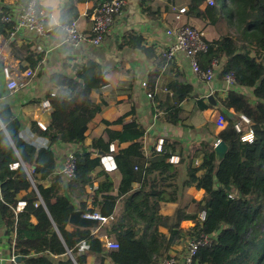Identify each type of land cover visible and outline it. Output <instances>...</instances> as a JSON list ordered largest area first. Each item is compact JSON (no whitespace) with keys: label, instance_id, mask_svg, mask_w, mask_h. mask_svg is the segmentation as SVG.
<instances>
[{"label":"trees","instance_id":"16d2710c","mask_svg":"<svg viewBox=\"0 0 264 264\" xmlns=\"http://www.w3.org/2000/svg\"><path fill=\"white\" fill-rule=\"evenodd\" d=\"M79 1L82 0H68L66 4L70 22L78 17L75 4ZM94 1L103 4L112 0ZM145 1L143 11L151 18H158L160 13L144 8ZM175 1L168 0L170 4L165 11ZM188 1L187 18L208 23L218 33L216 38L208 39L201 29L187 24L203 34L208 46L207 52L200 53L201 57L198 55L202 67L207 69L214 58L224 59L221 76L230 74L237 85L252 90L251 97L230 91L221 102L226 127L216 140L228 146L221 161L216 157L215 142L193 144L177 165L167 161L176 154L174 143L166 150L164 145L161 153L154 152L152 157H147L139 141L145 129L133 120L125 123L122 131L107 129L105 138L93 139L90 147L75 153V177L65 194L62 178L55 176L52 147L86 142L90 124L102 111L91 95L104 87L105 73L99 64L89 61L73 67L71 75L57 76L59 91L51 98L50 124L46 131L33 126L35 132L50 141L51 147L37 149L21 137L22 125L4 102L9 91L0 67V214L16 234L15 252L25 258L24 264H86L89 255L109 259L113 264H161L171 258L169 253L174 246L202 236L208 237L209 243L200 247L192 264H264V0H213L214 6L206 8L202 6L207 0ZM28 3L29 0H19L25 8ZM9 12L7 6H0V37L9 38L15 32L16 21L5 20ZM126 36L127 45L145 50L142 35L131 32ZM43 54L33 52L30 58L33 67L42 60ZM34 55L38 57L35 61ZM167 89L176 101L166 109L167 119L179 124L180 104L190 96L192 87L177 81ZM156 100H160L159 96ZM200 107V110L210 108L203 103ZM133 114L134 109L129 115ZM240 116L250 120L255 133L253 143L243 142L235 129ZM115 141L131 143L113 155L115 167L122 175L118 192L112 193V179L106 172H100L105 179L93 196L90 209L83 198L102 165V159L92 155L109 153V146ZM14 163H19L16 171L11 169ZM26 164L34 167L35 174L29 175ZM46 180L52 183L49 188L41 184ZM135 184L141 186L136 188ZM33 187L36 189L22 201L25 207L17 211L20 203L17 195ZM191 187L204 190L205 196L201 202L192 200L197 210L188 213L184 198ZM74 198L81 201L79 207ZM164 202L178 204L174 216L160 214ZM79 209L82 213L113 216L107 234L119 248L107 249L85 228L68 231L72 214ZM200 211L206 212L204 221L196 220ZM32 218H36V224ZM187 220L195 221L196 225L184 232L180 225ZM160 228H166L168 234Z\"/></svg>","mask_w":264,"mask_h":264},{"label":"crops","instance_id":"0c3cea01","mask_svg":"<svg viewBox=\"0 0 264 264\" xmlns=\"http://www.w3.org/2000/svg\"><path fill=\"white\" fill-rule=\"evenodd\" d=\"M67 2L68 0H41V7L48 18L45 36L40 37L33 32L15 28V32L9 38L0 37V67L3 68L7 88L8 81L4 73L5 68H9L19 81H22L20 89L11 91L8 88L9 96L4 102L10 106L22 125L21 137L37 149L51 147L50 141L35 132L34 127H38L37 130H42L38 125L39 122L44 123L47 127L50 124L52 114L51 98L59 91L56 85L57 76L61 74L71 75L73 67L86 64L89 61H95L105 73L104 87L101 91L93 92L91 95V100L101 106L102 111L90 124L86 142L83 145L56 144L52 147L56 159L55 176L62 178L65 194L69 192L70 179L63 174V168L68 157L82 151L85 147H90L93 139L105 138L107 129L122 131L125 123L136 120L145 129V133L139 141L143 144V152L147 157H152L154 152L158 153L156 146L163 139L165 150L170 144H175L176 154L174 155L181 160L182 155H186L193 144L214 143L218 140H216L217 135L223 128L217 126L216 120L219 116L225 118L222 113L221 102L226 99L230 91L248 97L252 96L251 89L239 85L228 86L224 77L221 76V72L218 73L217 78L211 84L193 75L191 60L184 53H177L170 60L164 57V53L172 45V38L167 35L168 30H176L189 23L201 29L208 39L218 36L216 29L209 26L208 23L205 24L197 19L187 18L189 12L188 0H176V4L171 5L168 12L165 11L170 4L168 0H146L144 8H149L152 13H160L161 15L158 18H151L143 11L142 3L144 0H127L126 7L117 15L104 43L99 47L89 43L71 45L65 42L63 27L70 22L71 15L66 9ZM99 5L94 0H82L75 4V11L78 14L76 21L82 31L91 32L92 23L89 14ZM0 6H7L10 9L9 16L16 23L25 9V6L19 4V0H0ZM206 6H208L207 2L202 8H206ZM182 8H187L188 12L177 19L176 15ZM57 19L58 23L56 22ZM131 32L143 36L144 43L142 46L145 47L144 51L126 44L125 41L128 39L126 35ZM39 47L43 49L44 54L42 60L36 67H33L30 58L33 56V52L39 54ZM37 55H34V61L37 60ZM199 56L201 57L200 54ZM199 56V63H201ZM215 63L222 68L224 59L218 61L214 58L208 67H212ZM200 66L202 69H206L201 64ZM28 70L34 73L30 78L25 75ZM177 81L191 86L192 93L180 104L182 109L181 122L172 124L167 119L166 109L175 105L176 101L174 95H169L167 87L172 82ZM144 82L147 83L146 87H143ZM148 86L151 87V90L150 88L148 90ZM148 94H153V98L149 99ZM157 96L160 98L159 101L156 100ZM47 101L50 103V108L45 110L42 104ZM201 103L209 105L210 108L200 110ZM133 109L135 114L129 115ZM230 112L233 113L234 110L231 109ZM111 144L116 146L114 152L109 150V153L97 152L92 155L93 158L100 157L102 165L94 174V183L86 188V196L83 198L90 209L93 207V196L105 179L104 175L99 174L100 172H106L112 179L114 183L113 194H117L122 181V175L115 167L113 155L129 147L131 143L115 141ZM25 168L32 176L34 167L26 164ZM17 169L12 170L16 171ZM182 171L185 176L184 169ZM41 184L45 188L52 185L49 180L43 181ZM134 186L139 188L141 185L135 184ZM33 189L36 188L21 191L17 195L18 201H25L24 197ZM204 196V190H198L196 187L189 188L184 198V204H188L185 212L192 213L196 211L197 205L191 203V201L201 202ZM74 200L76 206L79 207L81 201L75 198ZM177 208V203H161L160 214L172 217ZM77 211H81V209ZM200 212L196 220H199ZM93 213L100 214L99 212ZM85 214L87 213H83V217H85ZM104 218H107V220L88 218L87 221L70 220L67 229L70 232H73L76 227L90 230L107 248V241L109 239L114 240L107 234V227L114 221V218L113 216ZM32 222L36 224V218H32ZM195 225V221L187 220L183 221L180 227L184 232H188ZM160 229L161 232L168 234L166 228ZM15 240V232L10 231L6 220L0 214V264L25 263L24 257L16 255ZM190 241L189 239L185 241L184 253H182L180 245L183 241L170 250L169 254L178 261V264L184 263ZM86 264L113 263L109 259L89 255Z\"/></svg>","mask_w":264,"mask_h":264},{"label":"built area","instance_id":"2783aa9c","mask_svg":"<svg viewBox=\"0 0 264 264\" xmlns=\"http://www.w3.org/2000/svg\"><path fill=\"white\" fill-rule=\"evenodd\" d=\"M209 6H214L213 0H207ZM127 0H112L110 2H105L97 6L92 13L89 14L90 21L92 23V28L90 33H86L81 30L78 22L72 21L66 24L63 29L65 32V42L71 45H80L82 43H89L93 46H101L106 38V35L110 31L111 27L114 24V21L117 15L126 7ZM41 0H29L27 7L24 9L23 13L17 20L16 29L18 30H27L33 32L35 35L43 37L47 33L46 20L47 14L43 9L40 8ZM188 12L187 8H182L178 11L176 15L177 19L181 18V15ZM6 21H12V17L8 16L5 18ZM167 35L172 38L171 47L164 53V57L168 60L172 59L177 53H184L191 60V72L193 75L201 78L205 82L211 84L215 81L218 76V73L222 71V68L218 67V64L215 63L212 67L207 69H202L198 60V55L202 52H207L208 46L203 39V34L198 33L192 27L186 25L176 30H168ZM39 52H43V49L39 47ZM4 73L8 81V88L11 91H16L20 89L22 81L16 77V75L9 69L5 68ZM26 77L30 78L34 75L33 71L28 70L25 72ZM224 79L228 86H237L236 79L234 76L227 74L224 76ZM147 83H143V87H146ZM149 99L153 98V94H148ZM43 109L47 110L50 108V103L44 102L42 104ZM217 126L224 128L226 126V121L223 116H219L216 120ZM39 127L46 131L47 126L39 122ZM235 129L238 133L241 134V140L245 143H253L255 140V133L251 127L250 120L245 117H240V122L235 124ZM221 140L215 142V146L220 144ZM116 146L110 144V152L115 151ZM164 149V140L161 139L157 146L156 151L158 153L162 152ZM171 164L177 165L180 162V158L176 155L171 156L167 159ZM19 163H15L11 166L12 169H17ZM76 169V157L75 154H71L66 164L63 168V174L70 180L75 177ZM34 169L32 172L34 173ZM235 191V190H234ZM25 202H20L17 211L25 207ZM85 217L88 219H98L106 221L107 218L102 217L97 213H87ZM206 219V212L202 211L199 214V220L204 221ZM209 243L208 237L202 236L199 239H193L189 242L187 253L185 255L184 263L182 264H192L194 257L197 255L200 247L205 246ZM108 249L116 250L119 248V244L112 239H109L106 243ZM161 264H178V261L171 257L167 260L161 262Z\"/></svg>","mask_w":264,"mask_h":264},{"label":"water","instance_id":"95a60500","mask_svg":"<svg viewBox=\"0 0 264 264\" xmlns=\"http://www.w3.org/2000/svg\"><path fill=\"white\" fill-rule=\"evenodd\" d=\"M228 151V146L224 142H220L218 146L215 147V153L218 161H221ZM87 221V218L83 217V213L81 211H76L72 214L71 221ZM20 259V258H18Z\"/></svg>","mask_w":264,"mask_h":264},{"label":"rangeland","instance_id":"374dc122","mask_svg":"<svg viewBox=\"0 0 264 264\" xmlns=\"http://www.w3.org/2000/svg\"><path fill=\"white\" fill-rule=\"evenodd\" d=\"M185 244H186V242L184 241V242H182V244H180L181 245V247H182V253H184V247H185Z\"/></svg>","mask_w":264,"mask_h":264},{"label":"clouds","instance_id":"9594fccd","mask_svg":"<svg viewBox=\"0 0 264 264\" xmlns=\"http://www.w3.org/2000/svg\"><path fill=\"white\" fill-rule=\"evenodd\" d=\"M56 22H57V23L59 22V21H58V19H57V21H56Z\"/></svg>","mask_w":264,"mask_h":264}]
</instances>
